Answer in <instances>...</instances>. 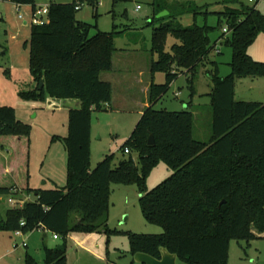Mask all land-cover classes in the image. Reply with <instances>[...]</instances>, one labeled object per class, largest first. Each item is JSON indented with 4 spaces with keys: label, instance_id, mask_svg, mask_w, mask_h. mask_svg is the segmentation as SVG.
I'll return each mask as SVG.
<instances>
[{
    "label": "trees",
    "instance_id": "1",
    "mask_svg": "<svg viewBox=\"0 0 264 264\" xmlns=\"http://www.w3.org/2000/svg\"><path fill=\"white\" fill-rule=\"evenodd\" d=\"M11 1L38 6V0ZM158 1L167 8L164 0ZM98 2H51L47 21L32 26L30 70L38 88L29 95L76 99L80 106L70 109L69 133L62 138L68 153L67 184L46 190L28 185L31 126L20 121L13 108L0 107V196L16 198L15 188L35 194L33 201L7 209L4 217L0 212V231L26 234L43 227L64 240L57 247H45L44 264H67L70 233H102L109 242L118 233L108 226L112 186L136 185L144 218L163 232L127 233L132 257L145 253L160 259L165 248L187 264H228L233 240L249 242L257 238L255 230L264 233V103L235 100L236 79L264 77V62L249 55L250 46L264 33V14L239 0H224L239 6L217 13L231 29L225 43L233 49L232 72L221 77L216 68L212 75V136L207 142L195 139L191 110H157L155 105L185 73L195 93L198 70L216 48L210 34L217 27L183 26L172 12L155 17L150 71L153 76L164 73L165 82L150 86V106L120 148L130 149L128 157L115 164L114 154L105 155L92 168V114L112 100V86L100 75L113 69L117 32L79 20L77 7H95ZM195 9L183 14H197ZM169 35L177 42L167 50ZM161 162L172 174L149 190L147 178ZM24 264L39 263L27 254Z\"/></svg>",
    "mask_w": 264,
    "mask_h": 264
},
{
    "label": "rangeland",
    "instance_id": "2",
    "mask_svg": "<svg viewBox=\"0 0 264 264\" xmlns=\"http://www.w3.org/2000/svg\"><path fill=\"white\" fill-rule=\"evenodd\" d=\"M51 1L38 0L37 7H46ZM55 1L66 3L73 0ZM239 1L249 5L248 0ZM163 2L167 8H164V5L161 6L162 2L158 0H99L95 7L84 3L77 15L81 21L97 23L102 31L117 32L119 37L116 40L117 47H126L129 44L133 48V57L135 60L141 61L142 64L146 59L149 63L152 61L151 47L154 26L151 21L155 17H165L169 12H172V14L178 15L176 21L183 26L208 24L217 27L210 34L213 41L218 40L217 46L198 70L194 81L195 93L191 90L190 75L185 73L172 83L167 94L155 105L157 110H191L195 114L194 137L207 142L212 136V106L209 95L213 87L212 75L216 68L221 77L232 72L230 62L233 57V49L225 43V38L228 35L223 34L227 23L225 18L220 17L217 13L223 12L227 7L236 8L239 5L238 3L225 4L224 0H164ZM138 6H140L139 10H137ZM16 7L9 1L4 4L0 3V107L13 108L16 117L31 126L34 143H30L31 146L33 145L34 154L36 156L38 152L39 157L44 158L52 145L51 138L54 135L63 136L67 133L69 114L59 100L48 94L42 98L29 95V93L36 92L38 88L30 70V40L34 9L28 5H22V8ZM190 7L193 9L197 7L198 13L186 12L183 14ZM257 9L264 14V2L260 3ZM95 13L98 15L97 18L93 16ZM20 14L22 17H19ZM44 19L46 20L47 16H44ZM176 42L177 40L169 35L167 50H170ZM135 49L136 51H134ZM249 55L256 61L264 62L263 32L250 46ZM212 61H215L217 65H214ZM155 75L156 83L165 82L164 73L159 72ZM253 78L236 79V101L264 103V77H255L256 83L250 86ZM134 95L136 94L134 93ZM111 112V110H101L94 111L92 114L94 130L102 131V139L98 140V135H94L92 164L96 165L104 155L114 154L115 164L128 157V154L120 148L132 133L137 123V116L121 114L112 119ZM45 130L51 131L49 138L45 136ZM36 141L38 148L35 147ZM59 143L64 144L62 141ZM62 146L64 147V145ZM171 174L172 170L164 162L159 163L147 178L148 189L155 188ZM10 197L9 195L0 196V212L3 217L7 209L19 207V204L9 203ZM29 198L34 199V196L30 194ZM139 198L140 192L136 185L114 184L108 226L118 233L110 237L106 259L90 257L70 244L69 264H138L129 253L127 233L159 234L163 231L160 226L146 221L141 211ZM41 232L35 230L17 235L15 232L0 231V262L24 264V259L29 254L39 264H44L45 247H57L62 245L64 240L59 236L55 238L52 232H48V239L44 241L41 239ZM254 232L257 235L256 239L249 242L245 240L231 242L228 264H264V233L257 230ZM34 233L36 235L33 237ZM177 264L187 263L178 260Z\"/></svg>",
    "mask_w": 264,
    "mask_h": 264
},
{
    "label": "crops",
    "instance_id": "3",
    "mask_svg": "<svg viewBox=\"0 0 264 264\" xmlns=\"http://www.w3.org/2000/svg\"><path fill=\"white\" fill-rule=\"evenodd\" d=\"M7 1L13 3L17 7L22 8V5L16 4L12 2L11 0H0V3L4 4V3H7ZM51 2H58V1L52 0ZM68 2H71V1H67L66 3ZM48 5L49 3L47 4V6ZM28 6L31 7V9L33 8L31 5H28ZM77 18H78V15H77ZM118 38L119 37L117 36L115 39V47L117 50L113 56V69L111 71L103 72L100 75L101 80L109 82L111 84L112 92H113L111 102L103 106V110H111L112 112L110 114V117L112 119L116 118L117 115H121V114H123L124 116L135 114L137 116L136 121L138 122L142 114L144 113L145 109L150 106L149 90H150V86L152 82L156 83V79H155L156 75L153 76L151 74V71H150L151 62L149 63L147 59H146L147 61L144 60L143 64L141 61L135 60V58L133 57V53H134L133 48L129 44L126 45V47H117L116 40ZM214 41H216V44H217L218 40H214ZM134 51H136V49ZM255 79L256 78H253L251 80L250 86L256 83ZM134 93L136 95H134ZM57 100H59L60 104L65 107V110H67L68 114L70 112V109L78 108L80 106V101L76 99H67V100L57 99ZM35 110H38V109H35ZM33 125L35 126L34 123ZM64 127L66 128V125ZM50 133L51 131L45 130V136L47 138H49ZM68 133H69V128L67 130V133H65V135L63 136L54 135V137H60L61 139L53 140L54 137L51 138L52 145L50 149L48 150V152L46 153L44 158L39 157L38 152L35 156L34 150L32 148L33 145L31 146V143L32 144L34 143V141L32 140V134H31V140H30L31 143L29 145V154H28V159H27V165H28L27 169L29 173L28 185L30 188L35 189V190H38V189L46 190V189L63 188L66 186L68 153H67V149H66L65 143L62 140V138L67 137ZM52 135L53 133L51 134V136ZM94 135H98L97 137L98 140L102 139V131L100 129L94 130V124L92 122V128H91V166L92 168H94L97 165V164L96 165L92 164V159H93V148H92L93 146L92 145H93ZM59 141H62L64 144H60ZM37 145L38 144L36 141L35 147L38 148ZM62 145H64V147ZM53 148H54V151H53ZM8 153H9L8 149L4 150L3 156L6 157ZM4 171L8 172L9 168L5 166ZM14 190H17V192H19V195L16 198L21 199L23 201V204L27 201H33L35 199L34 193H31V195L34 196V199H30L29 198L30 194L22 192L21 189L19 188H15ZM23 197L25 198L23 199ZM37 231H42L41 239L44 241L48 239V232H51L45 228H39L37 229ZM35 235L36 234L34 233L33 237ZM67 244H68L67 264H69L68 251L70 250V244H73L74 246H76L78 250H82L90 257L106 259L108 238L105 234L77 233V232L70 233V235L67 238ZM230 247H231V244H230ZM177 261H178V258L176 260V264H177ZM0 264H4V263L0 262Z\"/></svg>",
    "mask_w": 264,
    "mask_h": 264
},
{
    "label": "built area",
    "instance_id": "4",
    "mask_svg": "<svg viewBox=\"0 0 264 264\" xmlns=\"http://www.w3.org/2000/svg\"><path fill=\"white\" fill-rule=\"evenodd\" d=\"M264 2V0H248V4L250 6H253L255 8H257L259 6L260 3ZM82 8V5H79L77 7V9H81ZM140 9V6L137 7V10ZM48 11H49V6H46V7H37L36 9L33 10V13H32V23L33 24H43L47 21V19L45 20L44 19V16H47L48 14ZM19 17H22V15L20 14ZM231 33V29L230 27L227 25L224 29H223V34L224 35H229ZM217 46V45H216ZM125 153L126 154H130V149L129 148H126L125 149ZM13 192H17V190H13ZM9 203H11L12 205H16V204H19V206H21L23 204V201L22 200H18L17 198H14V197H10L8 199ZM22 225H24V222L21 223ZM43 228V227H41ZM17 235H22L24 234L21 230L19 231H16L15 232ZM55 238H57V235H54Z\"/></svg>",
    "mask_w": 264,
    "mask_h": 264
},
{
    "label": "water",
    "instance_id": "5",
    "mask_svg": "<svg viewBox=\"0 0 264 264\" xmlns=\"http://www.w3.org/2000/svg\"><path fill=\"white\" fill-rule=\"evenodd\" d=\"M44 83H40V88H43ZM154 137L150 135L149 145H154ZM133 259L138 264H176L177 256L171 254L167 249H161V258L157 259L145 253H137L133 256Z\"/></svg>",
    "mask_w": 264,
    "mask_h": 264
}]
</instances>
